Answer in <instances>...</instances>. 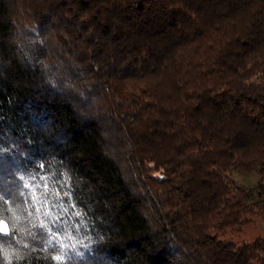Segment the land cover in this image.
I'll use <instances>...</instances> for the list:
<instances>
[{
    "label": "trees",
    "instance_id": "obj_1",
    "mask_svg": "<svg viewBox=\"0 0 264 264\" xmlns=\"http://www.w3.org/2000/svg\"><path fill=\"white\" fill-rule=\"evenodd\" d=\"M263 181L264 0H0V264H264Z\"/></svg>",
    "mask_w": 264,
    "mask_h": 264
},
{
    "label": "rangeland",
    "instance_id": "obj_2",
    "mask_svg": "<svg viewBox=\"0 0 264 264\" xmlns=\"http://www.w3.org/2000/svg\"><path fill=\"white\" fill-rule=\"evenodd\" d=\"M229 176L237 181L239 184H243L251 190L257 189V181L259 178L258 171L256 169L245 170L239 168H233L229 171ZM264 186V181H263ZM255 197V195L253 194ZM226 234L232 233L236 240L251 241L258 236H264V216L256 217L255 221L244 225L238 231L224 230Z\"/></svg>",
    "mask_w": 264,
    "mask_h": 264
},
{
    "label": "snow or ice",
    "instance_id": "obj_3",
    "mask_svg": "<svg viewBox=\"0 0 264 264\" xmlns=\"http://www.w3.org/2000/svg\"><path fill=\"white\" fill-rule=\"evenodd\" d=\"M9 195H10V193H9ZM4 199H6L5 196H0V200H4ZM0 232H3V233H7L8 232V227L4 223V221H2V220H0ZM55 259L57 261H59L61 259V257L60 256H56Z\"/></svg>",
    "mask_w": 264,
    "mask_h": 264
}]
</instances>
